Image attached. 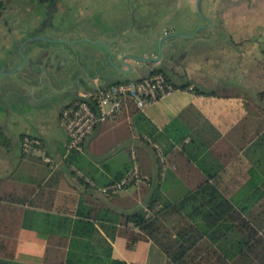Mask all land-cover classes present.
Returning <instances> with one entry per match:
<instances>
[{
  "label": "crops",
  "instance_id": "0c3cea01",
  "mask_svg": "<svg viewBox=\"0 0 264 264\" xmlns=\"http://www.w3.org/2000/svg\"><path fill=\"white\" fill-rule=\"evenodd\" d=\"M140 1L143 0L135 2ZM2 2L4 7L0 12L17 10L16 14L22 12V6L36 9L37 4L34 0ZM61 2L65 9L62 14L56 13L58 20L64 16L73 23L81 24L86 23L85 19L107 17L109 25L102 29L99 38L110 46H128L137 36H146L152 20L170 17L166 12H169L167 7L171 5L179 7L184 4L187 6L185 15H188L192 26L201 23L194 12L193 0L151 1V12L135 14L140 23L145 24V29L141 31L133 26L134 12L130 13L127 0ZM251 17L256 16L252 14ZM76 28L79 33L81 30ZM211 31L208 32V40H212L213 46L224 48L231 39L241 46L240 43L249 37L247 34L255 29L245 30L237 25L226 32ZM48 34L53 35V32L49 31ZM69 36L75 37V34L71 32ZM257 71L245 76L243 89L236 94L219 96L202 86L207 79L216 82L214 77L211 79L212 68L205 72L191 68L186 80H171L179 86L178 89L144 111L128 103L115 118L97 124L81 149L68 148V134L63 123L65 108L99 87L120 80L138 79L148 73L96 78L88 88L82 87L80 83L84 77L78 73L72 79L74 87L53 91L51 95L23 84L0 85V99L26 107L14 122L0 119V242L13 244L14 260L18 262L64 264L71 240L72 222L83 217L79 213L92 209L94 214L103 208L132 212L145 207L154 192L173 201L181 198L188 192L189 184L176 165L170 163L148 132V127L151 125L160 132L178 116L187 120L199 113L223 136L229 137V143H238L236 160L232 159L227 164L232 175L242 180L231 196L233 203H240L254 192L250 212L243 213V217L250 216L249 225L246 226L250 234L243 236L240 231L229 230L222 238V249L229 258L244 260L240 262L242 264L246 261L248 264H264V100L261 98L264 72L261 69ZM213 106L221 107L220 125L211 117ZM24 135L41 139L46 153L53 159V165L41 157L22 153L21 138ZM133 157L140 172L149 178V183L128 186L119 191H101V187L119 180L131 168ZM91 220L98 231L82 236V239L109 241L112 258L128 264H174L151 240H138L129 248L123 236L111 240L100 228L101 221L97 218ZM102 251L100 247L80 255L93 261L96 256L103 260Z\"/></svg>",
  "mask_w": 264,
  "mask_h": 264
},
{
  "label": "trees",
  "instance_id": "16d2710c",
  "mask_svg": "<svg viewBox=\"0 0 264 264\" xmlns=\"http://www.w3.org/2000/svg\"><path fill=\"white\" fill-rule=\"evenodd\" d=\"M3 7L4 3L0 0V10ZM154 71L162 72L171 80L163 71ZM236 92L213 93L224 96ZM261 98L264 100V91ZM197 114L187 120L178 116L160 132L151 125L148 127V132L170 163L176 165L189 184L188 192L174 201L154 192L145 207L128 213L105 208L94 214L92 209L79 213L83 217L72 222L64 264H128L111 257L109 241L82 239V236L98 231L91 220L94 218L101 221L100 228L111 240L123 236L129 248L138 240H151L174 264H238V261H244L229 258L222 249L221 241L232 229L240 231L243 236L250 234L246 228L250 216L243 217V213L250 212L254 192L240 203H233L231 196L242 180L232 175L227 164L232 159L236 160L238 143H229V137L223 136L209 120ZM100 247L103 248V260L96 256L93 261L80 255ZM0 264L28 263L14 260L13 244L0 242Z\"/></svg>",
  "mask_w": 264,
  "mask_h": 264
},
{
  "label": "water",
  "instance_id": "95a60500",
  "mask_svg": "<svg viewBox=\"0 0 264 264\" xmlns=\"http://www.w3.org/2000/svg\"><path fill=\"white\" fill-rule=\"evenodd\" d=\"M61 1L48 0L37 9H26L14 17L9 27L0 23L2 87L8 83L23 84L51 95L53 91L74 87L72 79L78 73L84 77L80 84L88 88L96 78H112L147 68L153 71L159 63L166 62L165 69L171 72L178 66L174 63L177 55L200 50L201 43L210 38L208 32H218L213 29L214 25L218 27L223 22L221 17L206 16L201 10V0H196L195 8L201 23L191 32L169 30L159 25L163 19H156L148 25L146 36H137L128 46H110L99 38L102 29L109 25L107 17L85 19L86 23L81 24L64 16L58 20L56 12ZM127 2L130 13L145 15L152 10L146 0ZM215 6L211 2L208 7ZM186 23L187 27L192 26L188 15L184 17ZM76 27L81 30L79 33ZM49 31L53 35H49ZM71 32L75 37L69 36ZM25 109L21 104L0 99L2 121H16Z\"/></svg>",
  "mask_w": 264,
  "mask_h": 264
},
{
  "label": "built area",
  "instance_id": "2783aa9c",
  "mask_svg": "<svg viewBox=\"0 0 264 264\" xmlns=\"http://www.w3.org/2000/svg\"><path fill=\"white\" fill-rule=\"evenodd\" d=\"M178 88L162 72L154 70L138 79L120 80L97 88L92 94L80 98L63 111L68 148L81 149L84 140L97 124L115 118L128 103H132L139 111H144ZM21 151L25 155L41 157L50 165L54 163L38 137L24 135L21 138ZM149 181L140 172L133 157V165L119 180L100 189L103 192L119 191L132 185H145Z\"/></svg>",
  "mask_w": 264,
  "mask_h": 264
},
{
  "label": "flooded vegetation",
  "instance_id": "af4514ba",
  "mask_svg": "<svg viewBox=\"0 0 264 264\" xmlns=\"http://www.w3.org/2000/svg\"><path fill=\"white\" fill-rule=\"evenodd\" d=\"M47 1L48 0H34V2L37 3L35 4L36 6H34L37 9L38 7L45 4ZM146 1L152 4L151 1L153 0ZM193 1L194 12L197 13L195 8L196 0ZM211 2L215 3L216 6L209 8L208 6L209 4H211ZM25 6H22V12L26 10ZM167 8L169 12L167 11L166 14H169L170 17H167L166 19L164 18L162 20L164 22L160 20L159 25L167 27L169 30H186L187 32H191L195 29L197 25L187 27L188 23L184 24V17L186 12L185 9H187V6H184V4L180 5L179 7L171 5ZM64 9L65 5L60 2L58 4L57 12H60L62 14ZM201 10L206 16L214 15L221 17L222 20H224L225 18L236 19L237 25H240V28H244L245 30L255 29L256 34L254 35V38H251V36H249L240 43V45L243 47L245 46V41L251 40L252 48L249 49L248 47H245L243 49L241 46H239L237 42H234L232 39L231 41H229V38V40L227 39L229 41L228 45L224 48H219L213 46L212 40L210 39L208 40V42L201 43L200 50L190 51L189 53L185 52L183 54L181 53L177 55L174 63H176L178 66L175 67L174 70L172 69L171 72L165 69L167 67L166 62L159 63V65H157L156 67L157 69L155 70L163 71L171 80L183 81L188 78L189 70L191 68L195 67L198 68V71H201L203 69L201 67L205 66L209 62L218 61L217 59L214 60L215 55H218V58H221L220 53L229 52V58L234 59L233 63H240L246 66V72L248 73V75L250 74V69L247 68L250 67L251 62L258 64L260 66L261 71L264 72V0H201ZM16 11L12 12L9 10H5L4 12H2V15L0 14V23L4 27H9L11 22H13L14 17L19 14V12L16 14ZM135 14L137 15V13L134 12V15L132 17L133 26L137 30L140 29L139 31L144 30L145 24H141L139 18L136 17ZM252 14L255 15L258 19V24H256V26H250V24L248 26L247 18ZM216 26L217 25H214L213 29H217L218 31L226 32V30L230 29L229 26H226L224 22L219 23L218 27ZM1 35L2 33H0V37ZM244 50H246V52H244ZM150 71L151 70L147 68L139 72L133 73L144 75L145 73H149Z\"/></svg>",
  "mask_w": 264,
  "mask_h": 264
},
{
  "label": "rangeland",
  "instance_id": "374dc122",
  "mask_svg": "<svg viewBox=\"0 0 264 264\" xmlns=\"http://www.w3.org/2000/svg\"><path fill=\"white\" fill-rule=\"evenodd\" d=\"M248 21V26L250 24V26H255L257 24V19L256 17H251L248 16L247 18ZM223 22L226 24V26H229L230 30L233 28H236L237 26V22L236 19L233 18H225L223 20ZM256 34L255 31H251L250 34H247L249 36H254ZM242 47V46H241ZM245 47H248L249 49L252 48V41H245V46H243L242 48L244 49ZM218 51V50H217ZM227 52V51H226ZM244 52H246V50H244ZM220 57L218 58V55L214 56V60H218V61H213V62H209L208 64H206L205 66L201 67L204 69H211L213 70V75L211 76V79L214 77V80L216 82H210V81H204L203 83V88L210 90V91H219V92H230V91H240L243 89L244 86V80H245V76H248V73L246 72V66L242 65V64H237V63H233L234 59L233 58H229V52L227 53H220ZM221 59V60H220ZM247 69H250V74H254V73H258L257 70L260 69V66L258 64H255L254 62L250 63V67H248ZM221 107H212L211 109V117L212 119L218 123L220 125V121L221 120V113L220 110Z\"/></svg>",
  "mask_w": 264,
  "mask_h": 264
}]
</instances>
